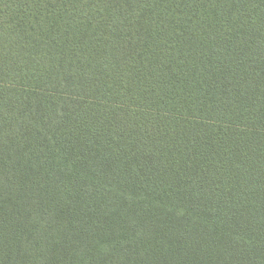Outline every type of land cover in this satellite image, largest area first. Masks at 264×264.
Segmentation results:
<instances>
[{
	"label": "trees",
	"instance_id": "16d2710c",
	"mask_svg": "<svg viewBox=\"0 0 264 264\" xmlns=\"http://www.w3.org/2000/svg\"><path fill=\"white\" fill-rule=\"evenodd\" d=\"M0 264H264V0H0Z\"/></svg>",
	"mask_w": 264,
	"mask_h": 264
}]
</instances>
